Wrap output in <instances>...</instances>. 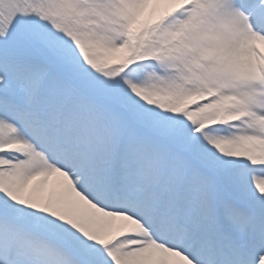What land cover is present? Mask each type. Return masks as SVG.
Listing matches in <instances>:
<instances>
[{
	"label": "snow or ice",
	"instance_id": "obj_1",
	"mask_svg": "<svg viewBox=\"0 0 264 264\" xmlns=\"http://www.w3.org/2000/svg\"><path fill=\"white\" fill-rule=\"evenodd\" d=\"M0 264H264V0H0Z\"/></svg>",
	"mask_w": 264,
	"mask_h": 264
}]
</instances>
